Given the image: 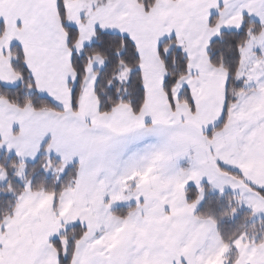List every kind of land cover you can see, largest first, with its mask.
Listing matches in <instances>:
<instances>
[{
	"label": "snow or ice",
	"instance_id": "1",
	"mask_svg": "<svg viewBox=\"0 0 264 264\" xmlns=\"http://www.w3.org/2000/svg\"><path fill=\"white\" fill-rule=\"evenodd\" d=\"M0 264H264V0H0Z\"/></svg>",
	"mask_w": 264,
	"mask_h": 264
},
{
	"label": "trees",
	"instance_id": "2",
	"mask_svg": "<svg viewBox=\"0 0 264 264\" xmlns=\"http://www.w3.org/2000/svg\"><path fill=\"white\" fill-rule=\"evenodd\" d=\"M212 199H214V198H212ZM245 213H241V216H243ZM252 223H255L258 227H259V225H260V220L259 219H257V220H255V221H252Z\"/></svg>",
	"mask_w": 264,
	"mask_h": 264
}]
</instances>
